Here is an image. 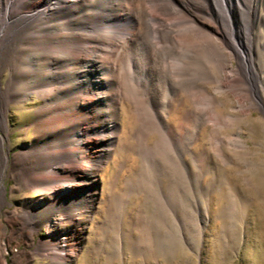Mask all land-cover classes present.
Wrapping results in <instances>:
<instances>
[{
	"label": "bare ground",
	"instance_id": "1",
	"mask_svg": "<svg viewBox=\"0 0 264 264\" xmlns=\"http://www.w3.org/2000/svg\"><path fill=\"white\" fill-rule=\"evenodd\" d=\"M188 52L193 59L184 57ZM145 69L149 78L143 87L135 82V71ZM222 92L234 97L236 113L215 120L211 145L219 152L224 146L245 148L239 133L222 143L218 131L226 122L233 128L253 116V109L264 120V0H0V129L10 130L11 102L42 100L25 125L32 142L12 158L3 150L9 133L0 132V201L6 200L4 178L11 163L18 188L32 187L51 199L34 197L24 216L48 226L52 236L69 218L78 228L72 252L66 253L58 236L55 245L41 248L68 264L99 208L101 173L120 147L124 110L131 108L136 126L139 175L145 171L161 181L179 161L189 181L191 107L218 119ZM153 134L155 145L149 142ZM168 197L164 194L163 203L169 212Z\"/></svg>",
	"mask_w": 264,
	"mask_h": 264
},
{
	"label": "rangeland",
	"instance_id": "2",
	"mask_svg": "<svg viewBox=\"0 0 264 264\" xmlns=\"http://www.w3.org/2000/svg\"><path fill=\"white\" fill-rule=\"evenodd\" d=\"M184 57L193 59L194 53L188 52ZM135 72V82L144 87L149 70ZM9 75V71L4 73L3 83ZM160 82L165 84L164 76ZM203 85L213 90L211 84ZM225 93L219 96L222 117L218 119L211 114L201 116L195 104L191 107L194 119L189 133L194 142L193 152L185 155L190 166L189 181L186 178L189 186L183 179L179 161L172 165L177 166L171 170L173 175L170 171L168 176H160L161 181L145 171L139 175L143 165L137 152L138 142L133 138L136 126L129 117L131 108L124 110L125 129L120 136V147L114 161L101 173L104 188L99 208L81 247L68 264H264V120L253 109V116L233 128L226 122L218 131L222 143L239 133L246 147L224 146L221 152L216 151L211 145L215 120L221 123L223 117L236 113L234 97ZM41 102L30 96L10 103L7 110L10 130L0 129V132L9 133L3 150L11 158L32 142L34 134L26 132L25 125L35 119V110ZM167 103L168 94L163 93L161 107ZM182 109L185 111L187 106ZM205 118L206 125L202 126ZM157 140L158 135L153 134L149 142L155 145ZM11 167L10 163L4 178L6 200L0 201L3 253L0 264H60L41 249L42 245H55L58 236L66 253H70L79 239L78 228L69 218L54 230L55 237L48 226L38 225L31 214L24 216L35 198H45L48 202L51 199L32 187L18 188L9 174ZM139 176L145 179L142 186L138 185ZM163 193L169 195L172 203L173 210L169 212L163 203Z\"/></svg>",
	"mask_w": 264,
	"mask_h": 264
}]
</instances>
